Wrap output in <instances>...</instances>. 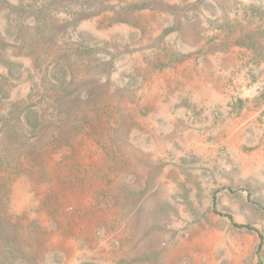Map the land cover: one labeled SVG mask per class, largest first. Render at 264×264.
<instances>
[{
	"label": "rangeland",
	"instance_id": "obj_1",
	"mask_svg": "<svg viewBox=\"0 0 264 264\" xmlns=\"http://www.w3.org/2000/svg\"><path fill=\"white\" fill-rule=\"evenodd\" d=\"M0 264H264V0H0Z\"/></svg>",
	"mask_w": 264,
	"mask_h": 264
}]
</instances>
